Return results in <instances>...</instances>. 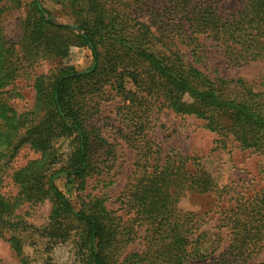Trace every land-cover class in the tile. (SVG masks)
I'll use <instances>...</instances> for the list:
<instances>
[{
	"label": "trees",
	"instance_id": "trees-1",
	"mask_svg": "<svg viewBox=\"0 0 264 264\" xmlns=\"http://www.w3.org/2000/svg\"><path fill=\"white\" fill-rule=\"evenodd\" d=\"M67 1L74 7L76 28L55 24L45 9L48 17L37 8L40 0H32L36 17L27 26L34 56V48L66 56L70 45L87 47L94 69L77 74L73 67H63L51 78L37 76L36 98L47 109V122L23 138L18 132L27 114H16L2 97L7 91H0V162L24 144L46 153L51 135L75 136L66 169H52V161L44 157L14 174L21 186L19 198L53 201L49 219L56 229L46 236L65 239L78 232L81 264H264L255 263L261 252L264 257V187L250 193L218 187L197 157L163 151L149 136L147 121L150 105L162 100L160 105L177 114L205 120L204 127L221 139L231 136L241 150L264 154V91L253 92L241 79L211 80L193 65L202 54L200 39L210 40L231 67L263 59L264 0H239L230 13L218 11L212 0ZM179 45L191 61L184 60ZM15 61L13 48L5 47L0 37V89L18 77L21 68ZM102 97H118V112L131 120L123 121L129 123L125 133L119 131L135 152L134 170L119 196L125 217L106 210L100 199L76 210L54 183L64 174L83 184L94 152L105 148L107 156L112 153V146L90 128ZM189 193L214 195L219 229L228 234V244L217 256L214 249L210 254L201 251L207 236L199 231L203 221L179 206ZM11 208L0 197V215ZM140 228L143 249L122 256ZM11 242L19 257L20 244Z\"/></svg>",
	"mask_w": 264,
	"mask_h": 264
},
{
	"label": "rangeland",
	"instance_id": "rangeland-1",
	"mask_svg": "<svg viewBox=\"0 0 264 264\" xmlns=\"http://www.w3.org/2000/svg\"><path fill=\"white\" fill-rule=\"evenodd\" d=\"M212 1L218 11L226 13L235 11L239 4V0ZM40 5L50 14L55 24L71 28L76 25L74 7L67 0H40ZM150 5L152 6V3ZM46 12L43 16L48 17ZM35 17L32 0H0V37L5 47L13 48V60H18L21 68L17 72L18 77L0 91H7L2 97L16 114H27L26 120L22 121L23 126L19 129V138L25 137L31 128L41 127L47 122L43 121L47 117V109L43 102L36 98L37 76L45 75L51 78L63 67H73L81 72L93 65L91 51L87 47L70 45L66 56L34 48L38 52L37 56H34L35 42L31 41L27 25ZM146 19L147 17L142 21ZM200 42L202 54L200 58H196L193 65L209 79H241L251 86L253 92L264 91V58L247 66L231 67L225 63L219 49L210 40L200 39ZM178 48L185 61L193 59L187 49L180 45ZM127 87H130V84ZM105 98L98 99V112L94 113L89 121L90 128L94 129L93 135L96 134L111 145L112 153L107 156L105 148L94 152L90 166L92 171L84 178L83 184L66 178L64 174L56 176L54 183L76 210L88 207L91 201L100 199L106 210L123 216L124 211L119 210V196L134 170L135 152L125 144L119 131L123 130L125 133V125L129 123L123 121L131 120L129 117L125 119L123 112H118V97ZM160 102L162 100L150 105L147 121L150 123L149 136L163 151L174 149L183 155L197 157L218 187L228 185L233 191L248 193L264 187V154L241 150L231 136L221 139L205 128V120L194 115L177 114L171 108L160 105ZM74 137L66 134L51 135L48 138L49 149L46 153L24 144L12 158L0 162V197L12 206L9 214L0 215V264H81L78 232H72L65 239L48 238L47 231L56 229L51 226L49 219L53 201L45 197L40 202L33 203L19 198L20 182L14 180L15 172L44 157L48 162L52 161V169H66L75 149ZM0 149L3 148L0 146ZM104 159L106 163L103 162ZM103 165L107 169H103ZM97 167L102 169L96 170ZM179 206L184 211L197 214L200 222L203 221L201 225L199 222V231L207 234L201 241L203 253L210 254L214 249V256H217L222 252L227 245L228 234L224 229H219L220 217L214 208L213 193H189L181 199ZM71 225L75 226L72 223ZM143 230L138 229V239L125 248L122 256L143 249ZM12 240L18 241L22 248L19 257L11 248ZM262 253L255 263L264 262Z\"/></svg>",
	"mask_w": 264,
	"mask_h": 264
},
{
	"label": "water",
	"instance_id": "water-1",
	"mask_svg": "<svg viewBox=\"0 0 264 264\" xmlns=\"http://www.w3.org/2000/svg\"><path fill=\"white\" fill-rule=\"evenodd\" d=\"M37 8L42 12L43 15H45V12L43 11V9H42L40 3L37 4ZM72 27H73V28H76L77 26L74 25V26H72ZM94 66H95V64H93L92 67H91L90 69H87V70H85V71L78 72L77 74H80V73H89L90 71H92V70L94 69Z\"/></svg>",
	"mask_w": 264,
	"mask_h": 264
},
{
	"label": "crops",
	"instance_id": "crops-1",
	"mask_svg": "<svg viewBox=\"0 0 264 264\" xmlns=\"http://www.w3.org/2000/svg\"><path fill=\"white\" fill-rule=\"evenodd\" d=\"M228 239V238H227ZM227 244H228V242H227ZM227 246V245H226ZM201 251L203 252V250H202V248H201Z\"/></svg>",
	"mask_w": 264,
	"mask_h": 264
}]
</instances>
